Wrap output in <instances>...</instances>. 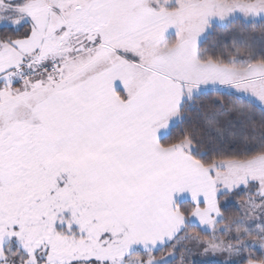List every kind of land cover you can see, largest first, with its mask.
<instances>
[{"label":"snow or ice","instance_id":"snow-or-ice-1","mask_svg":"<svg viewBox=\"0 0 264 264\" xmlns=\"http://www.w3.org/2000/svg\"><path fill=\"white\" fill-rule=\"evenodd\" d=\"M264 264V0H0V264Z\"/></svg>","mask_w":264,"mask_h":264},{"label":"trees","instance_id":"trees-1","mask_svg":"<svg viewBox=\"0 0 264 264\" xmlns=\"http://www.w3.org/2000/svg\"><path fill=\"white\" fill-rule=\"evenodd\" d=\"M210 264H214V262H211Z\"/></svg>","mask_w":264,"mask_h":264},{"label":"rangeland","instance_id":"rangeland-1","mask_svg":"<svg viewBox=\"0 0 264 264\" xmlns=\"http://www.w3.org/2000/svg\"><path fill=\"white\" fill-rule=\"evenodd\" d=\"M212 261H210V263H211Z\"/></svg>","mask_w":264,"mask_h":264}]
</instances>
